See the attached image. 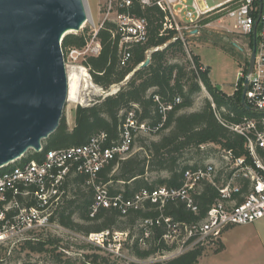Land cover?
Here are the masks:
<instances>
[{"label": "built area", "instance_id": "2783aa9c", "mask_svg": "<svg viewBox=\"0 0 264 264\" xmlns=\"http://www.w3.org/2000/svg\"><path fill=\"white\" fill-rule=\"evenodd\" d=\"M136 4L143 10L155 7L162 12L161 36L172 34L171 41H181L190 69L197 74L207 69L203 65L197 67L190 51V41L198 37L202 29H223L222 23L228 17L234 26L232 34L249 37L250 42L256 34L253 71L248 75L249 55L245 70L239 73L237 86L240 89L245 80H249L246 103L249 110L259 113L260 117H246L240 124L228 126L245 139L251 162L243 157H234L228 151L224 153L230 162L232 175L222 184L216 182L215 166L207 164L185 171L182 185L178 188L143 191L129 199L122 194L111 195L106 185L97 183L102 169L116 159L129 157L138 136L159 133L165 126L168 113L182 103L180 96L169 104L155 96L160 122L141 121L135 106L126 115L120 140L111 146L106 144L107 135L101 133L83 146L49 151L42 162L26 161L25 157L0 169V246L17 244L32 233L46 231L56 225L51 218L62 203L64 181L71 172L86 175L88 185L95 190L91 217L102 208L115 209L127 215L131 210L142 209L145 202L157 204L159 217L142 222L144 239L152 236L154 228L163 227V242L168 247L178 245L185 248V252L206 241L219 240L229 227L253 224L264 218V162L260 154L264 153V0H227L215 6H209L205 0H105L100 11L103 14L100 25H94L89 32L84 48L63 51L65 61L83 63L89 56H98L102 49L98 34L107 22H114L121 36V66H127L132 58L131 47L144 45L149 40V22L136 15ZM200 85L204 88L201 81ZM239 178L249 180L248 193H242V188L235 184ZM205 181L213 183L220 196L204 220L188 224L164 215L162 209L169 201H182L188 210L198 213L195 195ZM124 235L128 236V233L103 231L90 234L88 241L118 255L122 241L126 240Z\"/></svg>", "mask_w": 264, "mask_h": 264}, {"label": "trees", "instance_id": "16d2710c", "mask_svg": "<svg viewBox=\"0 0 264 264\" xmlns=\"http://www.w3.org/2000/svg\"><path fill=\"white\" fill-rule=\"evenodd\" d=\"M135 12L137 16L148 20L149 40L144 45L131 47L132 58L127 66H121V36L114 22H107L98 34L102 46L100 54L89 56L83 62L96 86L107 91L113 86L123 84L119 91L98 99L91 106H78L73 128L69 127L63 117L55 133L43 141L42 152H33L26 161L42 162L49 151L83 146L101 133L107 135L106 144L111 146L120 140L126 115L135 106L141 121L157 124L161 116L154 97L159 96L163 103L169 104L180 96L183 101L168 113L165 126L158 133L162 134L161 138L151 141L148 146L142 147L140 152L124 159H116L105 166L99 173L98 184L106 185L111 195L122 194L127 199L143 191L152 192L161 187L178 188L182 185L185 171L205 166L189 163L185 155L191 151L201 152L209 145H215L223 152L230 151L234 157H243L250 163L245 139L228 127L240 124L246 117H260L259 113L242 105L243 86L236 93L237 99L235 96L228 97L211 84L209 70L197 74L190 69L188 63L185 65L173 62L180 54H187L180 40L171 41L172 34L161 36L162 12L155 7L143 10L137 4ZM87 40L88 35L84 32L69 34L62 42V50L65 53L70 48L82 49ZM250 46L253 47V41ZM149 51H152L150 64L139 68L147 59ZM193 57L197 67H200L199 57ZM128 77L130 79L125 82ZM200 81L208 90L212 101L207 100L199 111L183 113V110L193 107L195 95L202 91ZM164 132L167 133L163 134ZM260 154L264 162V153ZM72 175L76 176V181L70 197L69 178ZM231 175L232 171L229 178ZM87 181L86 175L70 173L63 185L64 200L51 218L53 223L66 229L84 232L87 236L103 231L130 232L144 220L156 219L160 215L159 205L145 202L142 209L131 210L127 215H122L115 209L102 208L91 217L92 207L95 205V190ZM237 181L244 185L241 187L242 193H248L249 180L239 178ZM216 182L219 183L218 179ZM84 187L88 189V193L83 192ZM219 196L218 188L205 181L201 183L195 195L198 213L188 210L182 201H169L162 211L175 221L195 224L207 217L208 211ZM76 212L79 213L80 220L95 225L83 228L74 220ZM121 219H126V222ZM163 234V227H156L152 236L144 239V231L141 228L132 246L134 255L147 259L154 254L171 251L162 240ZM142 240L145 246H148L146 250L141 249ZM205 250L197 246L158 264H198Z\"/></svg>", "mask_w": 264, "mask_h": 264}, {"label": "rangeland", "instance_id": "374dc122", "mask_svg": "<svg viewBox=\"0 0 264 264\" xmlns=\"http://www.w3.org/2000/svg\"><path fill=\"white\" fill-rule=\"evenodd\" d=\"M83 1L86 7L88 20L81 31L72 34H80L84 32L88 35L94 28V25L99 26L103 19V14H101L100 11L105 0ZM205 1L209 6H215L227 0ZM222 25L223 29H202V32L198 37L191 38L190 51L193 56L197 55L201 61V65L210 71L209 78L211 84L214 87H217L222 94L228 97L235 96L234 98L237 99L238 94L236 96V93L239 90V87L237 86V84H239V73L245 70V65L248 62L247 58L251 55L253 47L250 46L251 42L249 37H240L231 33L234 30L231 19L228 17L225 18ZM151 53L152 51H149L148 55ZM65 62L68 66V73L74 71L80 76V79L82 78L79 82L78 100H69L64 108L62 116V118L65 117L67 123L69 120L72 126H75V110L78 106H91L96 103L98 99L116 93V91L118 92L123 84L121 86H113L107 91L98 90V88L94 87L95 84L92 82L91 77L88 79L83 76L85 72L89 74V71L82 62L73 63L67 61V59ZM173 62L185 65L188 63L190 66L187 56L181 54L177 56ZM83 69H85V71ZM128 78L125 82L128 81ZM242 86L244 88V85ZM207 100L212 101V97L204 86V88L202 87V91L195 95L193 107L185 109L182 112L192 113L199 111ZM165 133L167 132H164L163 134ZM161 136L162 134L158 133L138 136L135 140L132 153L129 156L140 152L142 147L148 146L151 141H158ZM32 153L33 150H29L23 158L32 155ZM185 158L188 159L189 163L193 164L214 165L219 184L227 181L232 171L230 162L225 159V153L215 145H209L205 147L204 150H201V152L191 151L185 155ZM75 181L76 176H70V186L68 190L70 197L72 196V191L75 189ZM235 184L240 187L244 186L242 184L240 185L238 181H236ZM83 192L88 193V189L84 187ZM74 220L83 226V228L85 227V229L95 225V223L80 220L79 213L77 212L74 214ZM121 221L126 222V219H121ZM56 225L54 224V226L46 231L32 233L25 237L24 240H20L17 244L0 246V264H158L167 262L186 251L185 248L182 249L180 246L175 245L173 247L169 246V248L172 249L171 251L154 254L147 259L138 258L134 255L132 246L139 235V230L142 228V224H138L132 228L130 232L123 231L124 233H128L129 237L124 235L123 238L126 240L122 241L118 255L111 254L110 252L102 250L96 245L90 243L88 241L89 235L86 236L84 232L70 230L64 227L57 228ZM240 232L241 230L239 229L230 232L229 236L226 238V242L229 246L231 240L233 242L232 245L234 246L235 240ZM199 246L206 250L198 264H219V258L217 257L218 255L216 251L220 248V240L206 241ZM147 247L148 246L143 244L141 245L142 250H146ZM224 255L227 256V254ZM230 262L234 261L230 260ZM253 262L254 260L249 263L245 262V259L242 260L243 264H254ZM237 263L238 262L235 264Z\"/></svg>", "mask_w": 264, "mask_h": 264}, {"label": "water", "instance_id": "95a60500", "mask_svg": "<svg viewBox=\"0 0 264 264\" xmlns=\"http://www.w3.org/2000/svg\"><path fill=\"white\" fill-rule=\"evenodd\" d=\"M87 20L83 0H0V169L42 151L58 129L70 97L62 42ZM256 51L254 34L248 75ZM248 87L246 79L242 105L249 110Z\"/></svg>", "mask_w": 264, "mask_h": 264}, {"label": "crops", "instance_id": "0c3cea01", "mask_svg": "<svg viewBox=\"0 0 264 264\" xmlns=\"http://www.w3.org/2000/svg\"><path fill=\"white\" fill-rule=\"evenodd\" d=\"M94 87L98 88V90H103L96 85H94ZM68 125L71 128L74 127L69 120ZM236 229L241 230V232L239 236H237L234 246L232 245V240L229 246L226 242V238L231 231ZM219 240L220 248L216 251L219 264H235L236 262H238L237 264H243V259H245L247 263L254 260V264H264V218L255 224L253 223L243 227H229L223 232ZM224 254H227V256ZM230 260L234 262H230Z\"/></svg>", "mask_w": 264, "mask_h": 264}, {"label": "bare ground", "instance_id": "6f19581e", "mask_svg": "<svg viewBox=\"0 0 264 264\" xmlns=\"http://www.w3.org/2000/svg\"><path fill=\"white\" fill-rule=\"evenodd\" d=\"M85 71V69H83ZM83 72V71H82ZM69 76V82H70V101H76L78 100V94H79V86H80V76L75 73L74 71L68 73ZM84 77L90 79V76L87 72L83 74ZM82 77V76H81Z\"/></svg>", "mask_w": 264, "mask_h": 264}]
</instances>
